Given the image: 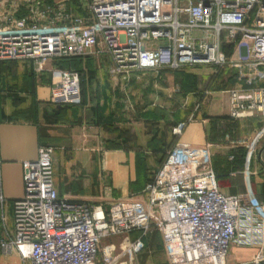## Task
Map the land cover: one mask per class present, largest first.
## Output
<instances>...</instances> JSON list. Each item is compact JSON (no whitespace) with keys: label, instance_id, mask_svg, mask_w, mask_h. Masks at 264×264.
I'll return each instance as SVG.
<instances>
[{"label":"built area","instance_id":"built-area-1","mask_svg":"<svg viewBox=\"0 0 264 264\" xmlns=\"http://www.w3.org/2000/svg\"><path fill=\"white\" fill-rule=\"evenodd\" d=\"M28 10L30 17L0 20V62L41 65L95 53L109 58L108 74L121 83L146 72L264 67V0H89L88 17L46 23ZM226 94L230 119H264V87ZM80 99L79 74L54 70L49 100L73 105ZM184 127L175 125L172 137ZM53 151L41 146L34 160L22 163L23 194L12 202L10 230L0 194V251L15 252L22 264H120L145 251L151 231L162 236L167 264H225L232 245L257 247L250 263L235 264L264 262V199L224 195L209 145L175 142L142 191L144 199L107 207L59 197ZM133 232L139 236L118 253L113 245L100 250L104 239Z\"/></svg>","mask_w":264,"mask_h":264},{"label":"crops","instance_id":"crops-1","mask_svg":"<svg viewBox=\"0 0 264 264\" xmlns=\"http://www.w3.org/2000/svg\"><path fill=\"white\" fill-rule=\"evenodd\" d=\"M26 1L33 3L35 18L44 22L89 14V0H14L9 10L0 5V20L5 15L30 17L25 5L17 6ZM228 54L234 57L232 51ZM109 67V58L95 53L73 60L48 59L41 65L26 59L0 62V194L8 230L12 202L23 194L21 165L34 160L41 146L53 148L55 188L59 197L72 201L107 207L144 199L142 191L175 142L210 146L212 169L224 195L250 193L257 202L264 199V119L228 117L226 91L232 88L235 70L207 67L209 80L198 90L183 81L173 83V77L183 74L172 72H146L120 83L108 74ZM57 69L79 74L80 103L58 105L49 100L52 72ZM178 123L185 127L174 138L171 129ZM138 236L133 232L104 239L102 250L113 245L118 253L120 245ZM144 242L142 254L119 263H168L160 233L149 232ZM231 251L234 264L244 263L257 247L232 245Z\"/></svg>","mask_w":264,"mask_h":264},{"label":"rangeland","instance_id":"rangeland-1","mask_svg":"<svg viewBox=\"0 0 264 264\" xmlns=\"http://www.w3.org/2000/svg\"><path fill=\"white\" fill-rule=\"evenodd\" d=\"M10 3H14V0H0V5L7 7L8 10L10 9L9 8ZM32 4H33L32 2L26 1V2H21L20 4H17V6L19 9H21L22 5H25V9L26 8L28 9V7L31 6ZM40 21L41 23H46L42 20ZM231 68L235 70L234 72H231L234 82L233 84L231 83L232 88H228V89L245 90V89H252V88H257V87H264V67L263 66L231 67ZM186 70L191 71L192 73H190L189 75H186L184 73H174V74H179V75L183 74V76L181 75L177 76L178 77L177 79L173 77L174 79L173 83L178 82L181 84V81H183V82L188 83V85H190L193 89H198V90L205 89L207 82L209 80L208 79L209 77L207 75L210 73V70L207 69V67L205 66L195 67L192 69H185L184 71ZM136 76L138 75L132 76L130 78V82L132 81V79L137 78ZM145 77L154 79V76L150 74H147ZM127 93L128 95H130L129 92ZM100 250H102V245H100ZM234 255H235L234 251H231V248H230V250L228 251L226 260H225V264H234V260H233ZM100 258H101V255L99 254L97 257V261H100ZM252 258L250 259V261L252 260ZM250 261L244 262V263H250ZM0 264H22V263L18 255L15 252H12L10 254V253H5V252L0 251ZM261 264H264V262H262Z\"/></svg>","mask_w":264,"mask_h":264},{"label":"trees","instance_id":"trees-1","mask_svg":"<svg viewBox=\"0 0 264 264\" xmlns=\"http://www.w3.org/2000/svg\"><path fill=\"white\" fill-rule=\"evenodd\" d=\"M78 58V57H77ZM73 59H76V58H71V59H59V60H73ZM67 70H71V69H67ZM172 147V146H171Z\"/></svg>","mask_w":264,"mask_h":264}]
</instances>
